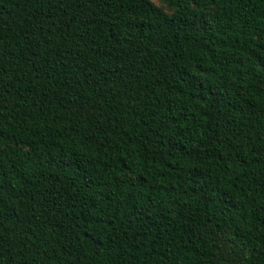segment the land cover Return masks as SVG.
<instances>
[{"label":"trees","instance_id":"16d2710c","mask_svg":"<svg viewBox=\"0 0 264 264\" xmlns=\"http://www.w3.org/2000/svg\"><path fill=\"white\" fill-rule=\"evenodd\" d=\"M0 264H264V0H0Z\"/></svg>","mask_w":264,"mask_h":264}]
</instances>
